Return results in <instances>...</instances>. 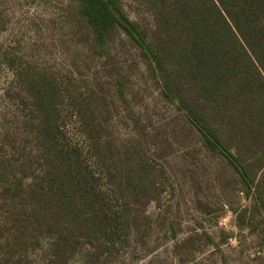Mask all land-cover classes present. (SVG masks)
I'll return each instance as SVG.
<instances>
[{"label": "rangeland", "instance_id": "rangeland-1", "mask_svg": "<svg viewBox=\"0 0 264 264\" xmlns=\"http://www.w3.org/2000/svg\"><path fill=\"white\" fill-rule=\"evenodd\" d=\"M119 2L150 36V0ZM85 4L0 0V264H264V207L123 27L98 43ZM60 155L119 212L115 245L62 220L52 251Z\"/></svg>", "mask_w": 264, "mask_h": 264}, {"label": "trees", "instance_id": "trees-1", "mask_svg": "<svg viewBox=\"0 0 264 264\" xmlns=\"http://www.w3.org/2000/svg\"><path fill=\"white\" fill-rule=\"evenodd\" d=\"M150 3L155 21L150 36L130 20L119 0H86L84 13L101 45L116 25L128 32L151 60L164 95L199 130L205 146L227 159L246 194L253 193L256 205L264 207V0ZM72 160L57 157L53 168L62 187L52 196L53 205L44 207V226L56 227V257L63 245L62 220L72 235L113 245L127 227H121L119 212L108 209L105 199L100 202Z\"/></svg>", "mask_w": 264, "mask_h": 264}]
</instances>
